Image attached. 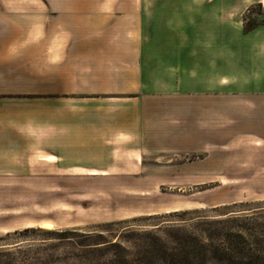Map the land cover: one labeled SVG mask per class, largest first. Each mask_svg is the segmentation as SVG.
Masks as SVG:
<instances>
[{
  "label": "rangeland",
  "instance_id": "rangeland-1",
  "mask_svg": "<svg viewBox=\"0 0 264 264\" xmlns=\"http://www.w3.org/2000/svg\"><path fill=\"white\" fill-rule=\"evenodd\" d=\"M20 1L32 8L40 2ZM196 3L54 0V19H118L101 32L137 33L139 88L124 90L116 102L108 97V106L88 101L107 115L118 114L123 130L131 125L137 146L124 152L117 145L105 175L54 167L0 180V245L19 246L12 264H109L126 252L137 255L153 229L241 214L249 219L235 224L254 235L249 249L262 241L257 249L264 258V98L243 91L241 73L234 78L239 84L223 97L196 96ZM238 3L227 10L236 27L244 22L246 31L255 28L262 8L255 4L244 12L246 2ZM76 158L79 164L87 160ZM97 235L106 246L77 245H92Z\"/></svg>",
  "mask_w": 264,
  "mask_h": 264
},
{
  "label": "crops",
  "instance_id": "crops-1",
  "mask_svg": "<svg viewBox=\"0 0 264 264\" xmlns=\"http://www.w3.org/2000/svg\"><path fill=\"white\" fill-rule=\"evenodd\" d=\"M240 1L196 0L194 86L201 99L213 101L236 88L237 73L243 91L264 98V0H243L244 12L255 4L262 8L260 23L247 31L227 13ZM117 22L54 19V0H40L35 8L0 0V180L54 167L106 174L118 146L124 152L137 146L131 125L123 130L118 114L98 108L108 97L116 102L124 90L139 88L137 33L101 32ZM68 104L83 108L68 110ZM80 155L87 160L79 164Z\"/></svg>",
  "mask_w": 264,
  "mask_h": 264
},
{
  "label": "trees",
  "instance_id": "trees-1",
  "mask_svg": "<svg viewBox=\"0 0 264 264\" xmlns=\"http://www.w3.org/2000/svg\"><path fill=\"white\" fill-rule=\"evenodd\" d=\"M246 219L249 217L245 214L230 215L224 219L200 220L188 228L168 226L153 229L146 233L150 237L149 243L144 244L137 255L130 256L126 252V255L112 258L109 264H264V258L259 253L261 251L257 249L262 241L256 240L253 244L255 248L249 249L252 241L248 240L254 235L248 234V229L243 225L235 224ZM96 238L98 240L92 245H77L93 246L90 249L96 250L99 245L106 246L107 241H102L101 235ZM13 245H0V264H12V255L19 251V246L10 248Z\"/></svg>",
  "mask_w": 264,
  "mask_h": 264
},
{
  "label": "bare ground",
  "instance_id": "bare-ground-1",
  "mask_svg": "<svg viewBox=\"0 0 264 264\" xmlns=\"http://www.w3.org/2000/svg\"><path fill=\"white\" fill-rule=\"evenodd\" d=\"M47 161H52V159H51V158H48ZM88 174H89V175H92V176H96V175H98V173H96V172H89ZM100 175H105V173H101Z\"/></svg>",
  "mask_w": 264,
  "mask_h": 264
}]
</instances>
